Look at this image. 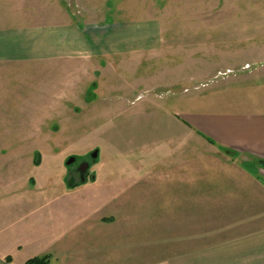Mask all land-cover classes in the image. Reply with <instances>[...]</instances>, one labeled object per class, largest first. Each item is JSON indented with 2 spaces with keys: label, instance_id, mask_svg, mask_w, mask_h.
Returning <instances> with one entry per match:
<instances>
[{
  "label": "rangeland",
  "instance_id": "374dc122",
  "mask_svg": "<svg viewBox=\"0 0 264 264\" xmlns=\"http://www.w3.org/2000/svg\"><path fill=\"white\" fill-rule=\"evenodd\" d=\"M49 10L45 16L43 11ZM54 10L61 16L71 11L73 25L107 19L154 20L160 26L154 32L159 51L139 59L99 62L41 55L35 66L20 67L23 80L34 76L31 87L21 84V94L35 93V117H22L14 125L20 142L35 150L0 151V159L14 156L29 163L17 172L16 189L29 192L34 186L37 212L53 213L55 224L85 221L86 213L82 216L84 211L74 206L81 197L67 191H80L77 186L87 176L174 174V168L163 164L167 156L174 163L184 150V173L191 171V156L196 155L201 174L210 177L217 161L208 157L206 141L196 137L193 116L264 112V0H0V15L19 16L17 26L43 24ZM197 147L198 154L193 150ZM71 158L74 162L68 165ZM84 163L89 167L83 179L79 168ZM154 185L157 189L159 181ZM51 193H57L55 202ZM140 212L135 214L137 222L153 226L126 232L134 236L135 254L174 255L176 236L182 234L165 229L160 211ZM191 216H184L183 222ZM224 218L201 214L199 219L206 223ZM213 233L199 231L201 238ZM205 243L201 239V245ZM200 264L242 263L212 258Z\"/></svg>",
  "mask_w": 264,
  "mask_h": 264
},
{
  "label": "crops",
  "instance_id": "0c3cea01",
  "mask_svg": "<svg viewBox=\"0 0 264 264\" xmlns=\"http://www.w3.org/2000/svg\"><path fill=\"white\" fill-rule=\"evenodd\" d=\"M43 12L50 16V10ZM53 13L43 24L38 21L27 27L17 26L20 19L13 13L4 19L0 15L2 152L35 150V146L20 142L14 125L22 117H35V93L21 94V84L31 87L34 76L29 75L30 81L23 80L20 67L35 66V59L41 55L117 62L159 51L154 32L160 26L154 20L109 23L106 19L101 24L80 21L73 25L69 22L71 11L64 16L55 10ZM6 23L10 25H3ZM190 123L198 131L196 137L206 141L208 157L217 161L214 174L203 177L198 157L192 153L191 171L185 174L183 150L174 163L167 156L163 164L174 168V174L87 176L77 186L80 191H67L81 197L74 205L84 211L82 216L86 213L81 223L75 219L71 220L73 224H55L53 213L37 212L35 187L29 192L16 189L20 181L17 172L29 163L14 156L7 161L0 159V179L5 174L0 180V264H26L47 255L54 264H200L212 258L226 263L264 264V112L204 113L193 116ZM223 148L230 153H223ZM193 150L199 153L198 147ZM157 180L160 186L156 189ZM56 194L51 193L54 202ZM73 204L68 205L69 210ZM141 210L160 211L165 216V229L182 234L176 236L174 255L135 254L134 236L126 232L153 226L137 222L135 214ZM201 214L225 218L223 222L201 223ZM186 215L192 216L183 222ZM201 229L214 233L201 238ZM189 231L192 234H184ZM201 239L205 245H201Z\"/></svg>",
  "mask_w": 264,
  "mask_h": 264
},
{
  "label": "trees",
  "instance_id": "16d2710c",
  "mask_svg": "<svg viewBox=\"0 0 264 264\" xmlns=\"http://www.w3.org/2000/svg\"><path fill=\"white\" fill-rule=\"evenodd\" d=\"M224 149V148H223ZM225 153L229 154V150L224 149ZM26 264H54L53 258L49 255L43 257H35L26 262Z\"/></svg>",
  "mask_w": 264,
  "mask_h": 264
},
{
  "label": "water",
  "instance_id": "95a60500",
  "mask_svg": "<svg viewBox=\"0 0 264 264\" xmlns=\"http://www.w3.org/2000/svg\"><path fill=\"white\" fill-rule=\"evenodd\" d=\"M96 155H97V152H94L93 155H92V157H96ZM73 162H74V158H71L68 161V165L71 164V163H73ZM88 167H89V165L87 163H84L79 168V171L81 172L83 179H84V173L86 172V170L88 169Z\"/></svg>",
  "mask_w": 264,
  "mask_h": 264
}]
</instances>
